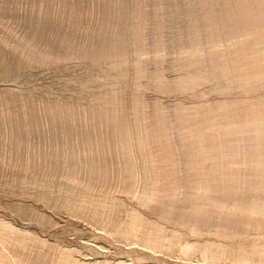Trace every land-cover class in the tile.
Segmentation results:
<instances>
[{
    "label": "rangeland",
    "instance_id": "1",
    "mask_svg": "<svg viewBox=\"0 0 264 264\" xmlns=\"http://www.w3.org/2000/svg\"><path fill=\"white\" fill-rule=\"evenodd\" d=\"M0 264H264V0H0Z\"/></svg>",
    "mask_w": 264,
    "mask_h": 264
}]
</instances>
